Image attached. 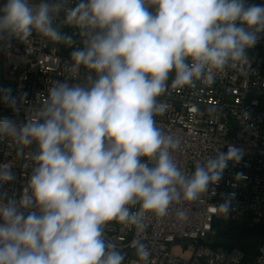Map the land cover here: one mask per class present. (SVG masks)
<instances>
[{
  "label": "clouds",
  "instance_id": "9594fccd",
  "mask_svg": "<svg viewBox=\"0 0 264 264\" xmlns=\"http://www.w3.org/2000/svg\"><path fill=\"white\" fill-rule=\"evenodd\" d=\"M64 26L78 30L80 46ZM33 33L72 50L26 120L0 118V140L30 150V174L19 194L0 195V264H124L107 239L113 221L139 226L146 214L166 216L215 194L241 147L217 148L191 174L173 153L180 140L155 120L168 88L212 83L216 74L250 67L248 50L264 34V4L249 0H5L0 44ZM26 95V94H25ZM22 96L0 87L15 114ZM242 178L241 173L236 174ZM15 180L0 165V186ZM138 206V208H137ZM227 216L231 201L216 205ZM136 208V211L133 209ZM139 261H147L143 245Z\"/></svg>",
  "mask_w": 264,
  "mask_h": 264
},
{
  "label": "built area",
  "instance_id": "2783aa9c",
  "mask_svg": "<svg viewBox=\"0 0 264 264\" xmlns=\"http://www.w3.org/2000/svg\"><path fill=\"white\" fill-rule=\"evenodd\" d=\"M76 0H71L75 4ZM264 4V0H249ZM62 31L73 36L80 46L78 30L64 26ZM12 56L7 72L13 95L22 96L14 114L0 103V118L26 120L34 113L53 80L77 82L76 74L66 71L72 48L54 43L37 33L24 42L13 40L3 45ZM250 67L227 68L212 83L197 81L192 86L172 87L158 99L167 107L155 117L157 125L180 140L173 155L178 165L191 174L197 163L219 148L241 147L243 159L229 164L221 182L197 202L187 203L186 219H178L176 206L166 216L146 214L139 226L126 228L116 221L105 227V236L124 253V264H249L241 247L220 250L206 244L215 225L242 221L249 225L264 224V34L255 48L248 50ZM26 94V95H25ZM0 165H8L15 180L0 186L4 196L19 194L30 174V150L21 149L10 139L0 140ZM241 173L242 178L237 177ZM226 199L231 209L223 217L216 205ZM138 208V206H137ZM136 211V208L133 209ZM143 245L147 261H139L136 248ZM179 252H176V249ZM255 264H264V242L257 249Z\"/></svg>",
  "mask_w": 264,
  "mask_h": 264
},
{
  "label": "rangeland",
  "instance_id": "374dc122",
  "mask_svg": "<svg viewBox=\"0 0 264 264\" xmlns=\"http://www.w3.org/2000/svg\"><path fill=\"white\" fill-rule=\"evenodd\" d=\"M0 195H3L1 191ZM244 225L245 223L242 219L216 224L213 233L205 243L220 250H226L234 246L241 247L247 253L246 260L248 263L255 264V259L258 253V245L248 242L240 244L238 242L241 229Z\"/></svg>",
  "mask_w": 264,
  "mask_h": 264
},
{
  "label": "trees",
  "instance_id": "16d2710c",
  "mask_svg": "<svg viewBox=\"0 0 264 264\" xmlns=\"http://www.w3.org/2000/svg\"><path fill=\"white\" fill-rule=\"evenodd\" d=\"M238 242L241 243H251L259 245L264 242V224L249 226L245 224L239 235Z\"/></svg>",
  "mask_w": 264,
  "mask_h": 264
},
{
  "label": "crops",
  "instance_id": "0c3cea01",
  "mask_svg": "<svg viewBox=\"0 0 264 264\" xmlns=\"http://www.w3.org/2000/svg\"><path fill=\"white\" fill-rule=\"evenodd\" d=\"M5 0H0V5H3ZM12 56L4 51L3 44H0V87H10L11 83L8 80L7 72L10 68Z\"/></svg>",
  "mask_w": 264,
  "mask_h": 264
},
{
  "label": "bare ground",
  "instance_id": "6f19581e",
  "mask_svg": "<svg viewBox=\"0 0 264 264\" xmlns=\"http://www.w3.org/2000/svg\"><path fill=\"white\" fill-rule=\"evenodd\" d=\"M176 252H179V249L178 248L176 249Z\"/></svg>",
  "mask_w": 264,
  "mask_h": 264
}]
</instances>
